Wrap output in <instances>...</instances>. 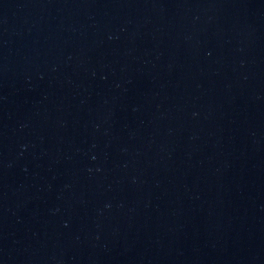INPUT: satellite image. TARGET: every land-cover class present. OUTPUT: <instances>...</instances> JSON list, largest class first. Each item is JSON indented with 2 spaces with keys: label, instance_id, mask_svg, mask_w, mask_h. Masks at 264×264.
Instances as JSON below:
<instances>
[{
  "label": "water",
  "instance_id": "obj_1",
  "mask_svg": "<svg viewBox=\"0 0 264 264\" xmlns=\"http://www.w3.org/2000/svg\"><path fill=\"white\" fill-rule=\"evenodd\" d=\"M0 264H264V0H0Z\"/></svg>",
  "mask_w": 264,
  "mask_h": 264
}]
</instances>
